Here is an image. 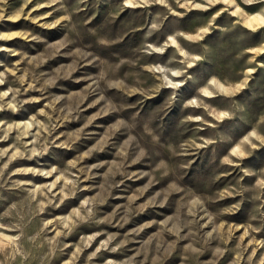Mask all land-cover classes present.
I'll list each match as a JSON object with an SVG mask.
<instances>
[{
    "label": "clouds",
    "instance_id": "obj_1",
    "mask_svg": "<svg viewBox=\"0 0 264 264\" xmlns=\"http://www.w3.org/2000/svg\"><path fill=\"white\" fill-rule=\"evenodd\" d=\"M0 264H264V0H0Z\"/></svg>",
    "mask_w": 264,
    "mask_h": 264
}]
</instances>
